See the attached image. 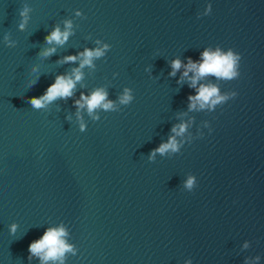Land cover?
Returning <instances> with one entry per match:
<instances>
[{"label":"water","instance_id":"obj_1","mask_svg":"<svg viewBox=\"0 0 264 264\" xmlns=\"http://www.w3.org/2000/svg\"><path fill=\"white\" fill-rule=\"evenodd\" d=\"M205 49L238 75L189 87ZM75 68L70 97L27 103ZM201 85L228 99L189 109ZM97 89L111 109L76 106ZM59 228L62 257L28 252ZM0 264H264V0H0Z\"/></svg>","mask_w":264,"mask_h":264},{"label":"clouds","instance_id":"obj_2","mask_svg":"<svg viewBox=\"0 0 264 264\" xmlns=\"http://www.w3.org/2000/svg\"><path fill=\"white\" fill-rule=\"evenodd\" d=\"M209 5V9H210ZM28 9L26 8L24 11L20 13L21 16L26 18ZM66 28H70V22L66 21ZM21 28L24 27V24L21 23ZM69 36V32H61L57 27L53 29V31L45 37V41L49 44L55 42L57 44H63ZM105 48L108 45L104 46ZM55 50L52 48L45 49L42 52V55L48 56L53 53ZM83 57L80 68H83L85 65H91V60L93 57H100L103 55V51L101 49L88 50L85 49L83 53L79 54ZM202 59L200 63H193L191 59H189L188 64L185 66V71L182 74L183 77H188V72L192 71L194 75L192 77H188L190 80L189 87H196L197 80L207 76L213 75L218 78L224 79H232L238 75L237 72V62L241 59L240 55L234 54L231 50L227 53H221L219 49L215 51H211L205 49L201 54ZM65 62L75 61L77 59L76 56H68L65 57ZM181 62L177 60H173L171 62L172 72L169 75L174 76L176 70L180 69ZM80 68H75L72 70V76H57L53 83H51L42 96L30 97L27 99V103H29L33 108L39 109L44 107L45 103L51 102L57 98H67L72 95V90L75 86V82L81 79ZM179 83V81H177ZM232 96H235L236 93H232ZM120 103L128 104L132 101L133 97L129 94V90L125 89L124 95L120 98ZM228 99L227 95H220L218 93V89L214 85H201L197 89V94L195 96H189L188 100L189 109H194L197 107V104L201 109H203L206 105L212 107L216 104H219ZM83 101V104L81 103ZM76 106L79 107H87L89 113H91L94 109L98 107H102L105 110L111 109L113 107L111 101H106V92L101 89H97L90 97H85L81 94L80 100L75 101ZM95 119V117H94ZM84 126L81 125V130L83 131ZM186 129L185 124H180L177 126H173L171 131L175 133L177 136L181 135ZM177 142L174 137H169L167 143H162L158 148L153 150L152 155L156 152L163 154L166 150L171 149L172 151H177ZM193 178L189 177L186 181L185 186L189 189L193 186ZM14 230V226H13ZM65 235L63 228L59 229H48L44 235L39 239L31 242L28 246V252L32 255L40 256L42 261H47L49 259L55 260L59 257L63 256L65 251L70 250L69 246H67L62 237ZM42 254V255H41Z\"/></svg>","mask_w":264,"mask_h":264}]
</instances>
